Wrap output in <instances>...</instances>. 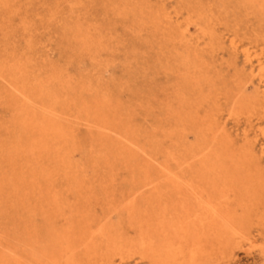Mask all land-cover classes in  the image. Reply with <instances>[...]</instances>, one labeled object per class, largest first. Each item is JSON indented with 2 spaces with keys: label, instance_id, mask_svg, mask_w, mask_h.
Segmentation results:
<instances>
[{
  "label": "bare ground",
  "instance_id": "1",
  "mask_svg": "<svg viewBox=\"0 0 264 264\" xmlns=\"http://www.w3.org/2000/svg\"><path fill=\"white\" fill-rule=\"evenodd\" d=\"M0 1L2 2L3 0H0ZM77 1L79 2V0H77ZM221 1H223V0H221ZM246 1L249 2L250 4H252L253 8L259 7L261 10H264V0H246ZM5 2H6V0H5ZM102 2L104 4L103 0H102ZM119 2L121 3V0ZM119 2H118V4H119ZM180 2H181V4L184 3V2H182V0ZM199 2H200V4L203 3V1H202V3H201V1H199ZM223 2H222V4H224ZM240 2H241V0H240ZM244 2H245V0H244ZM26 3H29V2H26ZM83 3H84V1H83ZM123 3H125V2L123 1ZM205 3H207V2L205 1ZM235 3L237 4V2H235ZM4 4H9V2L4 3ZM19 4H23V2L19 3ZM76 4H75V6H76ZM105 4L103 5L104 7H105ZM130 4H131V2H130ZM140 4L142 5V2ZM222 4H220V5H222ZM226 4L229 5L228 3H226ZM55 5H56V3H55ZM108 5L111 6V4H108ZM132 5H133V3H132ZM161 5H158V6H161ZM213 5H214V3H213ZM230 5H232V4L230 3ZM12 6H13V4H12ZM23 6H25V5L23 4ZM136 6H137V4H136ZM147 6H148V4H147ZM147 6H145V7H147ZM164 6L166 7L165 4H164ZM185 6L186 7L188 6L187 3L185 4ZM191 6H192V4H191ZM195 6H197V5L195 4ZM232 6L237 7L234 5H232ZM246 6H248V5H246ZM21 7H22V5H21ZM21 7L17 6V8L19 10ZM198 7H199V5H198ZM111 8L113 9V5L111 6ZM121 8H120V10H121ZM3 9L6 10L5 8H3ZM110 9H108V10H110ZM122 9H124V8H122ZM138 9L140 11H142L139 7H138ZM156 9L158 10L159 8H156ZM165 9H167V8H165ZM179 9H180V7H179ZM190 9H191V7H190ZM193 9H196V8L194 7ZM250 9H252V8L250 7ZM23 10H24V8H23ZM26 10H27V8L24 10V12ZM58 10H60V6L58 7ZM125 10H126V7H125ZM134 10L136 11V9H134ZM157 10L155 11L156 12V15H154L155 17L157 16ZM185 10H187V9H185ZM222 10H223V8H222ZM61 11H64V10L61 9ZM103 11H105V10H103ZM117 11H118V9H117ZM159 11H161V10H159ZM206 11H207V8H206ZM227 11H229L228 8H227ZM21 12H22V10H21ZM148 12L149 11H147L146 13L148 14ZM197 12H200V10ZM230 12L231 11H229V13ZM241 12H244V11H241ZM261 12H263V11H261ZM50 13L52 15L53 12H50ZM112 13L114 14V11ZM122 13H123V11H122ZM130 13H131V11H130ZM139 13L142 14V12H139ZM149 13L151 14V12H149ZM223 13H224V11H223ZM232 13H234V12H232ZM263 13H261V14L264 15ZM12 14H14V13L12 12ZM25 14L27 15L28 13H25ZM31 14H32V12H31ZM113 14H112V16H113ZM132 14H133V12H132ZM164 14H167V13L165 12ZM179 14H180V12H179ZM214 14H215V12H214ZM2 15L0 14V16H2ZM4 15H7V14L5 13ZM114 15L116 16V14H114ZM122 15L124 16V14H122ZM144 15H146V14L144 13ZM159 15H161V14H159ZM183 15H184V12H183ZM210 15H211V13H210ZM240 15H241V13H240ZM141 16H143V14ZM247 16H249V15H247ZM2 17H4V16H2ZM8 17H9V15H8ZM152 17H153V15H152ZM199 17H197V18H199ZM235 17L237 18V16H235ZM24 18H26V17H23V19ZM51 18H52V16H51ZM122 18L123 17L121 16L120 25H122V22H121ZM126 18L128 19V17H126ZM144 18H145V16L143 17V19ZM147 18H148V16L146 17V19ZM168 18H170V17H168ZM185 18H182V19L185 20ZM189 18H190V16H189ZM228 18H230V17H228ZM228 18H227V21L229 20ZM262 18L264 19V17H262ZM3 19H5V18H3ZM33 19H35V18H33ZM38 19H37V21H39ZM112 19H113V17H112ZM114 19L118 20L119 18H114ZM158 19H159V16H158ZM28 20L30 21V18H28ZM41 20H43V19H41ZM66 20L69 21V19H66ZM107 20H108V18H107ZM137 20H138V18L136 19V21ZM148 20H150V19H148ZM155 20H157V19H155ZM155 20L153 21L154 23H155ZM255 20H256V18H255ZM261 21H262V19H261ZM47 22H48V20H47ZM82 22H83V20H82ZM142 22H141V25H144ZM153 22L151 21V23H153ZM168 22H170V20H168ZM191 22H193L192 17H191ZM224 22H225V19H224ZM14 23H12V24H14ZM22 23H24V22L22 21ZM38 23L42 24L41 22H38ZM125 23H126V21H125ZM137 23L139 24V22H137ZM145 23H146V25L148 24L147 21ZM154 23H153V25H154ZM187 23L188 22H186V24ZM249 23H251V22H249ZM114 24H116V23H114ZM128 24L130 25V23H128ZM195 24H196V22H195ZM245 24H246V20H245ZM251 24H253V23H251ZM4 25H5V23H4ZM25 25H27V24H25ZM219 25H220V23H219ZM243 25H242V27H243ZM2 26H0V27L2 28ZM9 26L11 27L10 24H9ZM123 26L124 25H122L120 27H123ZM125 26H126V24H125ZM173 26H175V25H173ZM238 26H239V24H238ZM18 27H19V25H18ZM64 27H65V25H64ZM64 27L62 28V30L64 29ZM228 27H229L228 30H230V26H228ZM234 27H236V26H234ZM66 28H67V26H66ZM116 28H117V26H116ZM6 29H7V27H6ZM29 29L27 31H29ZM126 29H128V28H126ZM259 29H261V28H259ZM133 30H135V29H133ZM136 30L139 31V29H136ZM178 30H179V27H178ZM184 30L186 31L185 28H184ZM9 31H11V30H9ZM72 31H73V29H72ZM120 31H121V28H120ZM122 31H124V29ZM130 31L133 33L132 30H130ZM146 31H147V28H146ZM180 31H182V30H180ZM206 31H207V29H206ZM14 32L16 33V31H14ZM158 32H159V30H158ZM168 32L170 33V31H168ZM215 32H216V30H215ZM7 33L9 34V32H7ZM23 33H24V30H23ZM66 33H67V30H66ZM74 33H77V32H74ZM126 33H128V32H126ZM126 33L124 35H126ZM24 34H22V35H24ZM118 34H120V32ZM141 34H139V35H141ZM161 34L163 35V33H161ZM189 34H191V33H189ZM222 34H223V32H222ZM251 34H252V32H251ZM31 35L33 36V34H31ZM60 35L64 36V34H60ZM105 35H106V33H105ZM144 35H146V34H144ZM149 35H151V34H148V36ZM162 35H161V37H162ZM217 35L218 34H216L215 36H217ZM227 35H230V34H227ZM16 36H18V35H16ZM79 36H80V34H79ZM79 36H78V38H80ZM132 36L133 35L131 34L130 37H132ZM136 37H135V39H136ZM169 37H170V35H169ZM179 37H180V34H179ZM104 38L107 39L106 37H104ZM126 38L127 37L125 36V39ZM138 38H139V36H138ZM142 38L143 37H141V40H142ZM145 38L146 37H144V42H145ZM157 38H158V36L155 39L157 40ZM171 38H172V36L170 37V40H171ZM209 38H211V37H209ZM25 39H28V37ZM112 39L115 40V38H113V36H112ZM112 39H110V42ZM18 40H19V38H18ZM76 40H78V39H76ZM87 40H89V38ZM91 40H93V39H91ZM180 40H182V37L180 38ZM153 41L152 40L150 41V45H152L154 43ZM197 41H199V40H197ZM255 41H258V38ZM29 42H30V40H29ZM126 42H127V40H126ZM140 42L142 43V41H140ZM147 42H148V40H147ZM151 42H153V43L151 44ZM165 42H166V40H165ZM185 42H187V41H185ZM13 43H16V42H13ZM45 43H47V42H45ZM175 43H176V41H175ZM236 43H237V41H236ZM70 44H71V42H70ZM90 44H92V43H90ZM96 44H98V43H96ZM214 44H216V43H214ZM253 44H254V42H253ZM19 45H20V43H19ZM27 45H29V44H27ZM36 45L38 46V44H35V46ZM115 45H116V43H115ZM153 45L155 46V44H153ZM3 46H4V44H3ZM14 46L17 47L16 45H14ZM79 46H81V45H79ZM127 46H128V43H127ZM164 46H165V43H164ZM8 47H9V45H8ZM48 47H50V46H48ZM231 47H233V46H231ZM235 47H237V46H235ZM257 47H258V45H257ZM36 48H38V47H36ZM79 48L83 50V47L82 48L79 47ZM134 48H136V47H134ZM158 48H159V46H158ZM169 48L170 47H168V49ZM176 48H177V46H176ZM261 48H262V45H261ZM71 49H69V50H71ZM131 49L132 48H130V50ZM150 49H153V48L150 47ZM159 49L161 50V48H159ZM238 49H236V52L238 51ZM3 50H5V49H3ZM133 50H135V49H133ZM228 50H229V48H228ZM78 51H79V49H78ZM6 52H7V50H6ZM14 52H16V51H14ZM123 52H125V51H123ZM26 53H27V50H26ZM77 53H76V56H77ZM101 53H103V52H101ZM114 53H116V52H114ZM127 53H128V51H127ZM152 53H154V52H152ZM217 53H218V48H217ZM164 54H165V50H164ZM182 54H180V55L182 56ZM236 54H238V53H236ZM13 55H15V53ZM73 55H74V53H73ZM78 55H80V54H78ZM235 55H233V56L230 55V56L235 58ZM19 56L21 58L22 54ZM19 56H18V58H19ZM128 56H130V54ZM165 56H167V55H165ZM177 56H179V54H177ZM194 56H195V54H194ZM246 56H247V62L253 68V71H252L253 76L252 77L255 78L258 76V78H259V85L257 88H255L256 93L251 94L249 92L250 94H248L247 86L245 85L246 83L242 84L243 83L242 81L244 80L243 79L241 81L242 83L239 82V83H237V86L234 85L236 87L232 93L231 92H230V94L225 93L226 95H225V97H223L225 99V101L223 100L224 101L223 102L224 104H223L221 95H215L214 96L212 93L211 94L205 93V89H208L209 88L208 86H211L212 83H211V85L206 86L204 81H202L200 79H193V78H190V76L186 75V78L184 79V81L182 83V89H181L182 91H180V89H179V92H182V93H180L178 100H177V101H179V107L176 106V109H175V108H173L172 105H168L166 108L163 107L166 109L165 111L163 108H161L165 112V115H162V116H164L163 119L165 120V122L163 121L161 123L166 124V125H162V128H159L158 130H155V131H151V130L147 129L149 132L150 131L153 132L152 134H150V133L148 134L147 131L143 130L142 129L143 127L140 126L141 123L139 124L136 122V120H137L136 119L137 118L136 112L138 114L137 110L135 111V113L130 112L131 114H127L128 111L123 108L124 106L123 107L120 106L121 103L119 104V101H117L118 103L117 102L115 103V100H117V99H114L113 96H111L113 94V92H111L112 93L111 95H108L106 92L98 90L99 92H97V94L95 92V95H93V98H92V94H93L92 91H94L92 86L96 87V85L95 84L91 85V83H90V84L85 86L84 85L85 82H84L83 86H82L81 93L79 95L78 94L79 92L76 91V88L73 84L74 81L69 80L70 78L68 79V77L64 78V76L62 74L58 73L59 71L57 73L56 72L51 73V75L49 74L50 76L47 79L43 80V77H39L37 75V73L32 70L33 74L36 73V76L33 75L34 78H32V76H30V74H29V69H28L29 65H30V64H28L29 62H19L20 60L17 61L16 58L13 60L10 58L11 61H9L7 58H4V60L5 59L6 60L2 61L0 58V77L6 79V81H7L6 75L9 76L10 80L8 81V83L10 84V90L12 87L14 92H16L17 95H19V97H20V100H18L17 104L15 103L16 106L12 102L14 104V107L16 108V110L14 109L15 112L11 108L12 112L15 113V115L11 114L12 116H15V119L13 122L14 128L11 130L12 131L11 134L13 133L15 138H13V140L10 141L9 143L1 144L2 154L4 155V157L5 156L10 157L8 162H9L12 170H14L15 174H13L11 176L6 175L3 177H0V193L4 194L5 189L7 187L12 189L11 191H9L10 194L8 196L9 199L11 198L10 199L11 202L9 203V205H8V201H7L8 198L0 197V216H2L4 212L5 213L7 212V214H6L7 217H11V218H13V216L16 217L18 222L15 225H18V228H19L18 230H21V231L17 232L18 233L17 244H14V241L12 240L13 243L10 241L11 243H8V245H6L7 241H5V240L7 239L9 241V239H10V238L8 239V236H6L7 238H3L6 244L4 242H2V243L0 242V246L3 249V251H1V248H0V264H116L117 261L120 262L118 264H123L124 261H129L130 259H135L139 262H143L144 264H222L221 260L222 259L224 260L225 258H227V256H230V254L234 255L233 252L236 248H244V249H246V253L251 254L253 252V250L259 246L258 245L259 240H258L257 235L255 234V231L257 233V232H260V230H263L262 233H260L259 237L264 235V165L262 164V160H264V128L259 129L258 132H256L255 141H251V142L249 141V137H250L249 132L250 131L245 130L244 137H245L246 141H248V142H246L244 145L239 147V146H237L236 140L234 139L235 136H232L233 134L229 133V130L227 128V124L224 121V118L226 116L230 120L234 119V120L238 121V123L243 118H245L249 123V124L247 123L248 124L247 126L248 127L250 126L251 128H253L254 127L253 122L256 119L264 118V65H263L264 60L262 59L261 56L257 57V60L259 62V64H258V67H259L258 72L259 73L257 72L258 73L257 74L256 73L257 67L255 66V62L253 60L251 52L250 51L246 52ZM96 57L97 56H95V58ZM133 57H131V58H133ZM228 57H226V58H228ZM27 58H29V57H27ZM37 58L40 60L39 57H37ZM99 58H98V61H99ZM125 58H127V57H125ZM142 59H143V57H142ZM170 59H173V57ZM112 60H114V59L112 58ZM244 60H246V59H244ZM79 61H80V57H79ZM174 61H175V59H174ZM177 61H178V59H177ZM200 61H201V59H200ZM226 61H228V60H226ZM231 61H233V59ZM112 62H115V61H112ZM126 62H124V63H126ZM189 62H190V60H187V58H186V59H183L180 63H182L183 65H185L187 67L189 65L188 64ZM229 62L230 61H228V64H229ZM138 63H139V60H138ZM145 63H147V62H145ZM40 64H41V62H40ZM96 64L99 65L98 63H96ZM179 64H177V65H179ZM231 64H233V63H230V66H231ZM249 64H248V66H249ZM31 65H32V63H31ZM119 65H117V66H119ZM124 65H126V64H124ZM131 65H132V63H131ZM237 65L238 64H236L235 67H233V65H232L233 69H235L237 67ZM80 66H82V65H80ZM126 66L129 67L128 65H126ZM150 66H151V63H150ZM228 67H229V65H228ZM241 67H242V65H241ZM144 68H142V70ZM40 69H42V68H40ZM101 69H100V72L102 71ZM129 69H131V68L129 67ZM239 69H241V68H239ZM47 70H49V68H47ZM108 70H107V72H108ZM116 70L118 71L120 69L117 68ZM221 70L224 72L223 69H221ZM235 70L237 71V69H235ZM96 71H98V70L96 69ZM217 71H216V73H217ZM37 72H39V71H37ZM50 72H52V71H50ZM112 72H111V74H112ZM225 72L227 73V71H225ZM244 72L245 71H243V73ZM94 73H92V74H94ZM143 73H144V71H143ZM214 73H215V71H214ZM220 73H222V72H220ZM228 73H230V72H228ZM228 73H227V75H229ZM245 73H247V72H245ZM104 74H105V71H104ZM174 74L176 75V72ZM239 74H241V73H239ZM87 75L89 77L88 72H87ZM222 75H224V74H222ZM247 75H249V73ZM106 76H108V75H106ZM109 76H111V75H109ZM209 76H210V78H209L210 81H212L213 79L211 80V75H209ZM213 76L215 77V79L216 78L219 79V77H218L219 75L218 76L213 75ZM240 76L241 75H239V78H241ZM92 77L95 78L94 75ZM96 77L98 80V78H99L98 75ZM202 77H203V75H202ZM220 77H221V75H220ZM225 77H226V74H225ZM78 78H79V76H78ZM89 78L92 82L93 80L91 79V77H89ZM105 78L107 79V77H105ZM137 78H138V76H137ZM148 78H150V77H148ZM112 79L114 80V77L110 78V80H112ZM116 79H118V78H116ZM221 79H222V77H221ZM221 79L218 80V82L221 81ZM225 79L227 80L230 78H225ZM231 79H232V77H231ZM237 79H238V77H237ZM76 80H77V78H76ZM106 81H108V80H106ZM118 81H121V80L118 79ZM115 82H116V80H115ZM147 82H148V80H147ZM98 83H99V80L97 81V84ZM117 83H119V82H117ZM160 83L158 82V84L161 86ZM254 83H255V81H254ZM107 84H109V83H107ZM102 85H104V84L102 83L101 87H102ZM132 85H131V87H132ZM248 85H249V83H248ZM3 86H5V85L3 84ZM80 86H79L78 90H80ZM99 86H97V87L100 89ZM107 86H106V88H108ZM111 86L112 85H110V87ZM118 86H120V85H118ZM156 86L158 87L157 84H156ZM254 86H257V84ZM5 87L7 88V86H5ZM170 87H171V85H170ZM206 87H208V88H206ZM218 87L216 86V88H218ZM222 87H220V88H222ZM225 87H226V85H225ZM1 88H3V87H1ZM111 88L113 89V86ZM158 88H156L155 91H157ZM172 88H173V91H176V90H174V87H172ZM250 88H252V87H250ZM4 89L5 88H3V90ZM110 89H108V90H110ZM150 89H155V88L152 87ZM162 89H161V91H162ZM223 89H225V88L223 87ZM125 90H127V89H125ZM128 90H131V89H128ZM133 90H134V88H133ZM140 90L141 89H139V91ZM195 90L199 92L198 94L196 93L195 96L191 97L187 94V91H195ZM144 91H146V88L144 89ZM208 91H211L210 88ZM215 91H216V89H215ZM225 91H228V90H225ZM146 93H148V92H146ZM218 93H219V91H218ZM222 93H223V91H222ZM119 94H120V92H119ZM168 94H170V96H171L172 93L168 92ZM215 94H217V92ZM116 95H117V93H116ZM148 95H149V93H148ZM173 95H175V94H173ZM4 96H3V99L8 97V96L7 97L5 96V98H4ZM129 96L131 97L130 94H129ZM145 96H147V95H145ZM166 96H168V95H166ZM166 96H164V97H166ZM115 97H117V96H115ZM149 97H150V95H149ZM174 98H177V97H174ZM118 99H119V97H118ZM163 99H166V98H163ZM163 99H161V100H163ZM16 100H17V98H16ZM152 101H154V100H152ZM0 102H1V100H0ZM138 102H140V101H138ZM151 103H153V102H151ZM0 104H1V106L5 105V104L2 105V103H0ZM13 104H11L12 106H9V107H13ZM128 105H130V103ZM160 105H161V102H160ZM205 106H207V109H205V111H204L202 109ZM154 107H156V106H154ZM7 109H8V107H7ZM139 109H140V106H139ZM203 111H204V113H203ZM142 112H143V110H142ZM152 112H149V115ZM225 112L227 113V115H225ZM157 113H158V111H157ZM141 114H140V116H141ZM146 117H147V115H146ZM153 118H155V117H153ZM0 119H1V117H0ZM6 120H7V118H6ZM145 120H146V118H145ZM151 122H153V121H151ZM157 122H156V125H157ZM257 122L258 121H256V123ZM7 124L9 125V123H7ZM73 124L80 126V128L82 125H86L90 129H92L91 131L93 132V136H92L93 138H92V143L90 145V148H91L90 151L92 154L91 165L94 168L93 170H96L97 174H95L91 178L87 175V172H85V170L81 167L80 164H75L76 161L73 162V159H75L73 157L74 153L81 149V148H79V141L80 140L78 141V136L75 133L76 131H74V128L72 127ZM2 125H3V123H2ZM239 125H241V124H239ZM143 126L145 127V123L143 124ZM146 126H148V125H146ZM237 127L239 128L240 126H237ZM258 127L256 126V128H258ZM7 128L4 127V129H7ZM233 129L234 128H232V130ZM242 130H244V127ZM8 131H10L9 128H8ZM91 131H89V132H91ZM235 131H236V128H235ZM86 134H87V132H86ZM190 135L194 136V141L191 139L193 142L192 141L190 142V140H189ZM259 136H262V138H261L262 142L260 141L261 144H258V142L260 140V139H258ZM0 137H2V135ZM8 138L11 139V137H9V136H8ZM242 138H243V136H242ZM81 139H82V136H81ZM239 140H241V139H239ZM83 155H86V153ZM72 157H73V159H72ZM83 159L85 160L84 157H83ZM86 160H87V158H86ZM122 176H125V177H122ZM98 192H101V193H99V195H97ZM68 194H72L73 196H75L74 202H72V201L68 202L67 196H66ZM102 197L105 198V200L103 199V201L107 200L106 202H107L108 208H106L104 210V214H102L103 216H97V214H95L96 211L94 212L95 208H93V206H91V205L94 202H96V203L99 202ZM68 212H69V214H68ZM98 214H99V212H98ZM113 214H116L118 217L125 215L127 217L128 227L130 228V230H133L135 232V235L131 236L128 233L129 232L128 230H127L128 232L123 231L124 226L121 227L120 219H119V221L118 220L116 221L117 223L113 222L112 221V215ZM38 217H41V220H42L41 224L37 223ZM3 219H4V215H3ZM115 219H116V216H115ZM8 220H9V218H7V221ZM12 220L14 222V219H12ZM5 221H4V223H5ZM7 223H9V222H7ZM25 224L30 225V226H27ZM5 225H7V224H5ZM11 228H13V227H11ZM28 228H32V229L27 230ZM2 229H6V228H2ZM0 240H1V238H0ZM19 246H20V248H22L23 253L21 251H19V248H18Z\"/></svg>",
  "mask_w": 264,
  "mask_h": 264
},
{
  "label": "rangeland",
  "instance_id": "2",
  "mask_svg": "<svg viewBox=\"0 0 264 264\" xmlns=\"http://www.w3.org/2000/svg\"><path fill=\"white\" fill-rule=\"evenodd\" d=\"M84 1V3H83ZM104 1V4H105V7L103 6V2L102 0H79V2L77 0H3L2 2L0 1V14L2 15L3 13L7 14V15H2L0 16V26H2V28L0 29V58L2 61H5L4 58H7L9 61L10 58L13 60L16 58L17 61L19 62H29L28 64L29 65V74L30 76H32V78H34V76H36V73L39 77H43V80L44 79H47L51 73H54V72H58L60 74H62L64 76V78H67L69 80H72L74 81L73 84L76 88V91L79 92L78 94L80 95L81 93V90H82V86H83V83L85 82V86L90 84L91 85L95 84L96 87L92 86L94 91H92V98H93V95H95V92L97 94V92L99 91H103V92H106L108 95H111L113 92V94L111 96H113L114 99H117L115 100V103L117 101H119V104L121 107H123L125 110L128 111L127 114H131V113H135V111L137 110L138 111V114L136 112V122L137 123H141L140 126L143 127L142 129L147 131V133L149 134H152L153 132L151 131H155V130H158L159 128H162V125H166V124H163L161 122H165V120L163 119L164 116L162 115H165V108L168 106V105H172L173 108L176 109V106L179 107V101L178 100V97L180 95V93L182 92H179V89L180 91H182V83L184 81V79L186 78V75L190 76V78H193V79H200L202 81H204V83L207 85H212L211 86H208L210 88L211 91H208V89H205V93L207 94H213L214 96L215 95H221V98H222V103L225 101V99L223 97H225L226 94H230V92L232 93L233 90L235 89V87L237 86V83L241 82L243 79V83L242 84H245L247 86V92L248 94H254L256 93V89L259 85V78L258 76L253 78L252 76V71H253V68L250 66V64L247 62V56H246V52L250 51L251 54H252V57H253V60L255 62V66L257 67V70H256V73L258 72V60H257V57L258 56H261L262 59L264 60V19L262 17H264V15H262L261 13L264 12V10H261L259 7H256V8H253L252 4H250L249 2H247L245 0H223V1H219V0H199L203 1V5L200 4V2L198 0H182V3L181 4V0H123L125 3H123V1L121 0V3L118 1V0H103ZM168 1V2H167ZM174 1V2H173ZM178 1V2H177ZM191 1V2H190ZM194 1V2H193ZM205 1L207 3H205ZM237 2V4L235 2ZM9 4H4V3H8ZM16 8H14L12 6ZM25 5L23 6V4H19V3H22ZM25 2V3H24ZM26 2H29V3H26ZM45 4H44V3ZM54 2V3H53ZM69 2V3H68ZM109 2V3H108ZM119 2V4H118ZM127 2V3H126ZM131 2V4H130ZM142 2V5L140 4ZM146 2V3H145ZM163 2V3H162ZM171 2V3H170ZM199 2V3H198ZM222 2L224 4H222ZM234 2V3H233ZM43 3V4H42ZM56 3V5H55ZM78 5H77V4ZM133 3V5H132ZM135 3V4H134ZM152 3V4H151ZM175 3V4H174ZM187 3V7L185 6V4ZM214 3V5H213ZM226 3H228L229 5H227ZM230 3L234 6H237V7H233L232 5H230ZM245 3V4H244ZM4 4V5H3ZM60 4V5H59ZM76 4V6H75ZM108 4H111V6L113 5V9L111 8L110 5ZM137 4V6H136ZM144 4V5H143ZM148 4V6H147ZM162 4V5H161ZM164 4L166 5V7L164 6ZM178 6H177V5ZM181 4V5H180ZM190 4V5H189ZM192 4V6H191ZM195 4L197 6H195ZM222 4V5H220ZM226 4V5H225ZM244 6H243V5ZM4 7H3V6ZM22 5V7H21ZM55 5V6H54ZM87 5V6H86ZM119 5V6H118ZM125 5V6H124ZM135 5V6H134ZM158 5H161V6H158ZM171 5V6H170ZM199 5V7H198ZM224 5V6H223ZM248 5V6H246ZM18 7H21L20 10L17 8ZM28 6V7H27ZM45 6V7H44ZM60 6V10H58V7ZM78 6V7H77ZM116 8H115V7ZM147 6V7H145ZM176 8H175V7ZM191 9H190V7ZM205 6V7H204ZM221 6V7H220ZM226 6V7H225ZM232 6V7H231ZM241 8H240V7ZM246 6V7H245ZM5 8L6 10H4L3 8ZM10 7V8H9ZM102 9H100V8ZM111 9H110V8ZM124 9H122V8ZM125 7H126V10H125ZM128 7V8H127ZM133 7V8H132ZM138 7L142 10L140 11L138 9ZM143 7V8H142ZM180 7V9H179ZM185 7V8H184ZM196 8V9H193V8ZM213 7V8H212ZM231 7V8H230ZM250 7L252 9H250ZM255 7V6H254ZM14 10H12V9ZM27 8V10L24 12V10ZM110 10H108V9ZM123 13H122V11ZM151 8V9H150ZM156 8H159L158 10ZM165 8H169L168 10L165 9ZM173 8V9H172ZM199 8V9H198ZM206 8H207V11H206ZM223 8V10H222ZM227 8L229 11H231L229 13V11H227ZM236 8V9H235ZM247 8V9H246ZM3 9V10H2ZM64 10V11H61ZM118 9V11H117ZM136 9V11L134 10ZM147 9V10H146ZM177 9V10H176ZM182 9V10H181ZM187 9V10H185ZM198 9V10H197ZM235 9V10H234ZM240 11H239V10ZM255 9V10H254ZM22 10V12H21ZM105 10V11H103ZM114 11V14H116V16L112 13ZM121 12H120V11ZM157 10V18L154 16L156 15V11ZM161 10V11H159ZM172 10V11H171ZM191 12H190V11ZM200 10V12H197V11ZM215 10V11H214ZM220 10V11H219ZM254 10V11H253ZM4 11V12H3ZM131 11V13H130ZM149 11L151 12V14L148 12V15L146 12ZM154 11V12H153ZM168 11V12H167ZM206 11V12H205ZM212 11V12H211ZM224 11V13H223ZM241 11H244V12H241ZM260 13H259V12ZM263 11V12H261ZM2 12V13H1ZM12 12L14 14H12ZM18 12V13H17ZM32 12V14H31ZM43 12V13H42ZM50 12H53L52 15ZM65 14H64V13ZM133 12V14H132ZM139 12H142L143 16H141L142 14H140ZM167 13V14H164V13ZM170 12V13H169ZM180 12V14H179ZM183 12H184V15H183ZM215 12V14H214ZM234 12V13H232ZM16 13V14H15ZM25 13H28L27 15ZM49 13V14H48ZM63 13V14H62ZM73 15H72V14ZM113 16H112V14ZM144 13L148 16V18L146 19V15H144ZM178 13V14H177ZM204 15H203V14ZM209 13V14H208ZM211 13V15H210ZM237 13V14H236ZM241 13V15H240ZM245 13V14H244ZM249 13V14H248ZM256 13V14H255ZM34 14V15H33ZM43 14V15H42ZM57 14V15H56ZM78 14V15H77ZM124 14V16L122 15ZM126 14V15H125ZM140 14V15H139ZM161 14V15H159ZM173 14V15H172ZM175 14V15H174ZM190 14V15H189ZM232 14V15H231ZM264 14V13H263ZM9 15V17H8ZM11 15V16H10ZM22 15V16H21ZM24 15V16H23ZM50 15V16H49ZM64 15V16H63ZM68 15V16H67ZM107 15V16H106ZM128 15V16H127ZM136 15V16H135ZM138 15V16H137ZM153 15V17H152ZM171 15V16H170ZM180 15V16H179ZM188 15V16H187ZM201 15V16H200ZM210 15V16H209ZM218 15V16H217ZM229 15V16H228ZM231 15V16H230ZM245 15V16H244ZM249 15V16H247ZM261 17H260V16ZM13 16V17H12ZM20 16V17H19ZM29 16V17H28ZM39 16V17H38ZM52 16V18H51ZM57 16V17H56ZM113 19L114 18H119L118 20L117 19ZM121 16L123 17L121 19V22H122V25L126 26L124 27H120L122 25H120V18ZM140 16V17H139ZM145 16V18L143 19V17ZM158 16H159V19H158ZM161 16V17H160ZM164 16V17H163ZM190 16V18H189ZM200 16V17H199ZM225 16V17H224ZM233 16V17H232ZM237 16V18L235 17ZM8 17V18H7ZM23 17H28L30 18V21L28 20V18H24ZM67 17V18H66ZM89 17V18H88ZM128 17V19L126 18ZM151 17V18H150ZM155 17V18H154ZM170 17V18H168ZM173 17V18H172ZM186 17V18H185ZM191 17H192V21L195 22H191ZM199 17V18H197ZM213 17V18H212ZM224 17V18H223ZM230 17V18H228ZM5 18V19H3ZM11 18V19H10ZM22 18V19H21ZM35 18V19H33ZM39 18V19H38ZM51 20H50V19ZM63 20H62V19ZM75 18V19H74ZM108 18V20H107ZM126 18V19H125ZM135 18V19H134ZM138 18V20L136 21V19ZM142 18V19H141ZM155 19V23L153 22ZM166 20H165V19ZM176 18V19H175ZM182 18H185L182 19ZM227 18L229 19L227 21ZM256 18V20H255ZM37 19L39 21H37ZM43 19V20H41ZM66 19H69L66 20ZM132 19V20H131ZM150 19V20H148ZM164 19V20H163ZM170 20V22H168V20ZM194 19V20H193ZM224 19H225V22H224ZM262 19V21H261ZM35 20V21H34ZM48 20V22H47ZM57 20V21H56ZM77 20V21H76ZM83 20V22H82ZM88 20V21H87ZM116 20V21H115ZM143 22H142V21ZM159 20V21H158ZM172 20V21H171ZM181 20V21H180ZM245 20H246V24H245ZM6 21V22H5ZM22 21L24 23H22ZM50 21V22H49ZM112 21V22H111ZM126 21V23H125ZM136 21V22H135ZM149 24L146 25V22ZM151 21L154 23H151ZM158 21V22H157ZM179 21V22H178ZM232 21V22H231ZM238 21V22H237ZM15 22V23H14ZM38 22H41L42 24H39ZM86 22V23H85ZM124 22V23H123ZM132 22V23H131ZM139 22V24L137 23ZM141 22L144 24V25H141ZM176 22V23H175ZM181 22V23H180ZM186 22H188L186 24ZM205 22V23H204ZM228 24H227V23ZM237 22V23H236ZM253 24H251V23ZM262 22V23H261ZM2 23V24H1ZM5 23V25H4ZM14 23V24H12ZM20 23V24H19ZM31 23V24H30ZM77 23V24H76ZM116 23V24H114ZM130 23V25L128 24ZM135 23V24H134ZM159 25H158V24ZM166 23V24H165ZM172 23V24H171ZM220 23V25H219ZM236 23V24H235ZM242 23V24H241ZM7 24V25H6ZM9 24L11 25V27L9 26ZM17 24V25H16ZM27 24V25H25ZM33 24V25H32ZM51 24V25H50ZM61 24V25H60ZM65 27H64V25ZM70 24V25H69ZM134 24V25H133ZM204 26H203V25ZM218 24V25H217ZM230 24V25H229ZM239 24V26H238ZM244 24V25H243ZM19 25V27H18ZM23 25V26H22ZM46 25V26H45ZM90 25V26H89ZM100 25V26H99ZM106 25V26H105ZM158 25V26H157ZM166 25V26H165ZM170 25V26H169ZM175 25V26H173ZM186 25V26H185ZM216 25V26H215ZM230 26V30L228 26ZM233 25V26H232ZM243 25V27H242ZM250 25V26H249ZM252 25V26H251ZM254 25V26H253ZM260 25V26H259ZM26 26V27H25ZM67 26V28H66ZM70 28H69V27ZM84 26V27H83ZM89 26V27H88ZM117 26V28H116ZM133 26V27H132ZM151 28H150V27ZM162 26V27H161ZM173 26V27H172ZM203 26V27H202ZM206 26V27H205ZM236 26V27H234ZM245 26V27H244ZM250 28H249V27ZM7 27V29H6ZM13 27V28H12ZM25 27V28H24ZM64 27V31L62 30V28ZM106 27V28H105ZM136 27V28H135ZM140 27V28H139ZM177 27V28H176ZM178 27H179V30H178ZM189 27V28H188ZM217 27V28H216ZM226 27V28H225ZM228 27V28H227ZM240 27V28H239ZM261 29H259V28ZM9 28V29H8ZM24 28V29H23ZM30 28V29H29ZM76 28V29H75ZM85 28V29H84ZM103 28V29H102ZM109 28V29H108ZM120 28H121V31L124 29V31H120ZM128 28V29H126ZM145 28V29H144ZM146 28H147V31H146ZM175 28V29H174ZM184 28L186 29V31L184 30ZM203 28V29H202ZM258 28V29H257ZM4 31H3V30ZM21 29V30H20ZM24 30V33H23V30ZM29 29V31H27ZM74 32H77V33H74ZM89 29V30H88ZM96 29V30H95ZM135 29V30H133ZM136 29H139L136 30ZM161 29V30H160ZM207 29V31H206ZM225 29V30H224ZM242 29V30H241ZM253 31H252V30ZM2 30V31H1ZM11 30V31H9ZM16 31V33L14 31ZM18 30V31H17ZM61 30V31H60ZM66 30H67V33H66ZM128 30V31H127ZM132 30L133 33L130 31ZM141 30V31H140ZM156 30V31H155ZM159 30V32H158ZM164 32H163V31ZM180 30H184L183 32L180 31ZM200 30V31H199ZM205 30V31H204ZM216 30V32H215ZM250 30V31H249ZM257 30V31H256ZM41 31V32H40ZM63 31V32H62ZM98 31V32H97ZM106 31V32H105ZM117 33H116V32ZM120 34H118L119 32ZM170 31V33L168 32ZM198 31V32H197ZM226 31V32H225ZM256 33H255V32ZM261 31V32H260ZM6 32V33H5ZM9 32V34L7 33ZM12 32V33H11ZM30 32V33H29ZM37 32V33H36ZM62 32V33H61ZM106 35H105V33ZM128 32V33H126ZM157 32V33H156ZM167 32V33H166ZM180 32V33H179ZM182 32V33H181ZM195 32V33H194ZM201 32V33H200ZM208 32V33H207ZM223 32V34H222ZM252 32V34H251ZM3 33V34H2ZM39 33V34H38ZM94 33V34H93ZM122 33V34H121ZM126 33V35H124ZM142 33V34H141ZM163 33V35L161 34ZM180 34V37H179V34ZM188 33V34H187ZM191 33V34H189ZM210 33V34H209ZM261 33V34H260ZM2 34V35H1ZM18 36H16V35ZM24 34V35H22ZM33 34V36L31 35ZM56 34V35H55ZM60 34H64V36L60 35ZM67 34V35H66ZM69 34V35H68ZM76 34V35H75ZM80 34V36H79ZM102 34V35H101ZM113 38H115V40L112 39V36ZM131 34L133 35L132 37ZM141 34V35H139ZM146 34V35H144ZM148 34H151L148 36ZM160 34V35H159ZM173 34V35H172ZM178 34V35H177ZM182 34V35H181ZM203 34V35H202ZM209 34V35H208ZM216 34H218L217 36H215ZM220 34V35H219ZM227 34H230V35H227ZM238 34V35H237ZM249 36H247V35ZM29 35V36H28ZM84 35V36H83ZM104 35V36H103ZM110 35V36H109ZM135 35V36H134ZM144 35V36H143ZM153 35V36H152ZM162 35V37H161ZM172 36L171 40H170V37ZM177 35V36H176ZM188 35V36H187ZM225 35V36H224ZM235 35V36H234ZM20 36V37H19ZM25 36V37H24ZM69 36V37H68ZM78 36L80 38H78ZM94 36V37H93ZM109 36V37H108ZM116 36V37H115ZM125 36L127 37L125 39ZM137 36V37H136ZM139 36V38H138ZM158 36L157 40L155 39L156 37ZM222 36V37H221ZM17 37V38H16ZM22 37V38H21ZM28 39H25L27 38ZM33 37V38H32ZM35 37V38H34ZM43 37V38H42ZM65 37V38H64ZM83 37V38H82ZM104 37H106L107 39H105ZM122 37V38H121ZM136 37V39H135ZM141 37L142 40H141ZM144 37L145 38V42H144ZM152 37V38H151ZM179 37V38H178ZM182 37V40H180V38ZM184 37V38H183ZM211 37V38H209ZM214 37V38H213ZM217 39H216V38ZM230 37V38H229ZM19 38V40H18ZM42 38V39H41ZM55 38V39H54ZM89 38V40H87ZM111 42H110V39ZM168 38V39H167ZM175 38V39H174ZM178 40H177V39ZM241 38V39H240ZM258 38V41H255L256 39ZM15 39V40H14ZM23 41H22V40ZM78 39V40H76ZM82 39V40H81ZM93 39V40H91ZM109 39V40H108ZM118 39V40H117ZM138 39V40H137ZM148 42H147V40ZM150 39V40H149ZM156 41H155V40ZM161 39V40H160ZM222 39V40H221ZM228 39V40H227ZM240 39V40H239ZM32 40V41H31ZM51 40V41H50ZM81 42H80V41ZM85 40V41H84ZM91 40V41H90ZM127 40V42H126ZM153 41L151 42V44H155V46L153 45H150V41ZM166 40V42H165ZM168 40V41H167ZM187 42H185V41ZM193 40V41H192ZM199 40V41H197ZM204 40V41H203ZM231 40V41H230ZM8 41V42H7ZM11 41V42H10ZM20 41V42H19ZM28 41V42H27ZM38 43H37V42ZM125 41V42H124ZM142 41V43L140 42ZM164 41V42H163ZM176 41V43H175ZM191 41V42H190ZM211 41V42H210ZM215 41V42H214ZM221 41V42H220ZM230 41V42H229ZM237 41V43H236ZM2 42V43H1ZM13 42H16V43H13ZM20 45H19V43ZM42 44H41V43ZM47 42V43H45ZM71 42V44H70ZM84 42V43H83ZM144 42V43H143ZM174 42V43H173ZM244 42V43H243ZM254 42V44H253ZM31 43V44H30ZM74 43V44H73ZM78 43V44H77ZM92 43V44H90ZM98 43V44H96ZM116 43V45H115ZM127 43H128V46H127ZM149 43V44H148ZM159 45H158V44ZM164 43H165V46L167 45L168 47H170L168 49V47L164 46ZM167 43V44H166ZM180 43V44H179ZM184 43V44H183ZM186 43V44H185ZM211 43V44H210ZM216 43V44H214ZM230 43V44H229ZM4 44V46H3ZM6 44V45H5ZM11 44V45H10ZM29 44V45H27ZM35 44H38V46ZM47 44V45H46ZM60 44V45H59ZM85 44V45H84ZM96 44V45H95ZM176 44V45H175ZM189 46H188V45ZM193 44V45H192ZM207 44V45H206ZM235 44V45H234ZM260 44V45H259ZM9 45V47H8ZM14 45H16L17 47H15ZM19 45V46H18ZM27 45V46H26ZM31 45V46H30ZM81 45V46H79ZM88 45V46H87ZM104 45V46H103ZM107 45V46H106ZM181 45V46H180ZM186 45V46H185ZM198 45V46H197ZM204 45V46H203ZM233 46V47H229V46ZM258 45V47H257ZM261 45H262V48H261ZM2 46V47H1ZM24 46V47H23ZM44 48H43V47ZM50 46V47H48ZM93 46V47H92ZM98 46V47H97ZM112 46V47H111ZM118 46V47H117ZM132 46V47H131ZM136 48H134V47ZM138 46V47H137ZM146 46V47H145ZM161 48V50L158 48ZM162 46V47H161ZM177 46V48H176ZM179 46V47H178ZM208 46V47H207ZM212 46V47H211ZM237 46V47H235ZM253 46V47H252ZM5 47V48H4ZM38 47V48H36ZM79 47H83V50L80 49ZM105 49H104V48ZM149 47V48H148ZM153 48V49H150ZM155 47V48H154ZM187 47V48H186ZM200 47V48H199ZM207 47V48H206ZM216 47V48H215ZM222 47V48H221ZM245 47V48H244ZM260 47V48H259ZM26 48V49H25ZM31 48V49H30ZM72 48V49H71ZM130 48H132L130 50ZM159 50H158V49ZM174 48V49H173ZM190 48V49H189ZM202 48V49H201ZM215 48V49H214ZM217 48H218V53H217ZM229 48V50H228ZM239 48V49H238ZM242 48V49H241ZM256 48V49H255ZM5 49V50H3ZM64 49V50H63ZM71 49V50H69ZM79 49V51H78ZM86 49V50H85ZM89 49V50H88ZM101 49V50H100ZM104 49V50H103ZM135 49V50H133ZM236 49H238V51L236 52ZM251 49V50H250ZM258 49V50H257ZM7 50V52H6ZM26 50H27V53H26ZM151 50V51H150ZM164 50H165V54H164ZM179 52H178V51ZM184 50V51H183ZM213 50V51H212ZM231 50V51H230ZM242 52H241V51ZM16 51V52H14ZM84 53H83V52ZM88 51V52H87ZM93 51V52H92ZM99 51V52H98ZM125 51V52H123ZM130 56H128L129 54ZM144 51V52H143ZM148 51V52H147ZM168 51V52H167ZM204 51V52H203ZM211 51V52H210ZM10 52V53H9ZM15 55H13L14 53ZM37 52V53H36ZM41 52V53H40ZM77 53V56H76V53ZM90 52V53H89ZM103 52V53H101ZM116 52V53H114ZM122 52V53H121ZM137 52V53H136ZM154 52V53H152ZM158 52V53H157ZM177 52V53H176ZM189 52V53H188ZM258 52V53H257ZM260 52V53H259ZM21 55L22 54V57L20 58V56L18 55ZM74 53V55H73ZM89 53V54H88ZM121 53V54H120ZM135 53V54H134ZM143 53V54H142ZM167 53V54H166ZM183 53V54H182ZM230 53V54H229ZM238 53V54H236ZM255 53V54H254ZM2 54V55H1ZM80 54V55H78ZM127 56H126V55ZM177 54H179V56H177ZM182 54V56L180 55ZM185 54V55H184ZM195 54V56H194ZM198 54V55H197ZM237 56H236V55ZM8 55V56H7ZM29 55V56H28ZM38 55V56H37ZM87 55V56H86ZM116 55V56H115ZM121 57H120V56ZM125 55V56H124ZM147 55V56H146ZM156 57H155V56ZM167 55V56H165ZM175 55V56H174ZM235 55V58L234 57H231V56ZM240 55V56H239ZM17 56V57H16ZM19 56V58H18ZM34 56V57H33ZM40 58V60L37 58V57ZM42 56V57H41ZM48 56V57H47ZM85 56V57H84ZM94 56V57H93ZM95 56H97L95 58ZM134 56V57H133ZM141 56V57H140ZM159 56V57H158ZM161 56V57H160ZM230 58H229V57ZM9 57V58H8ZM29 57V58H27ZM79 57H80V61H79ZM84 59H83V58ZM87 57V58H86ZM90 57V58H89ZM100 57V58H99ZM103 57V58H102ZM124 57V58H123ZM127 57V58H125ZM133 57V58H131ZM143 57V59H142ZM173 59H170L172 58ZM178 61H177V59ZM179 57V58H178ZM181 57V58H180ZM228 57V58H226ZM36 58V59H35ZM72 58V59H71ZM78 58V59H77ZM94 58V59H93ZM98 58H99V61H98ZM112 58L114 60H112ZM121 58V59H120ZM138 58V59H137ZM167 60H166V59ZM187 60H190V62L188 63L189 65L186 67L185 65H183L182 63H180L183 59H186ZM201 61H200V59ZM204 58V59H203ZM233 61H231L232 59ZM31 59V60H30ZM45 59V60H44ZM49 59V60H48ZM71 59V60H70ZM74 59V60H73ZM82 59V60H81ZM96 59V60H95ZM127 59V60H126ZM134 61H133V60ZM142 59V60H141ZM175 59V61H174ZM182 59V60H181ZM231 59V60H230ZM235 59V60H234ZM240 59V60H239ZM246 59V60H244ZM118 60V61H117ZM120 60V61H119ZM125 60V61H124ZM138 60H139V63H138ZM172 60V61H171ZM229 64H228V61ZM238 60V61H237ZM112 61H115V62H112ZM127 61V62H126ZM197 61V62H196ZM246 61V62H245ZM32 65H31V63ZM41 62V64H40ZM43 62V63H42ZM90 62V63H89ZM126 62V63H124ZM147 62V63H145ZM225 62V63H224ZM258 62V63H257ZM264 62V61H263ZM96 63H98L99 65H97ZM132 63V65H131ZM138 63V64H137ZM149 63V64H148ZM150 63H151V66H150ZM166 63V64H165ZM180 63V64H179ZM230 63H233L231 64L230 66ZM257 63V64H256ZM71 64V65H70ZM78 64V65H77ZM120 64V65H119ZM128 65L131 69H129V67H127L126 65ZM157 64V65H156ZM163 64V65H162ZM179 64V65H177ZM196 64V65H195ZM235 64V65H234ZM237 65V67L235 69H237V71L235 69H233V67H235ZM249 64V66H248ZM82 65V66H80ZM103 65V66H102ZM119 65V66H117ZM203 65V66H202ZM205 65V66H204ZM231 68H229L228 67ZM233 65V67H232ZM242 65V67H241ZM264 65V64H263ZM72 66V67H71ZM143 66V67H142ZM246 68H245V67ZM32 69H31V68ZM36 67V68H35ZM105 67V68H104ZM121 67V68H120ZM146 69H145V68ZM193 67V68H192ZM249 67V68H248ZM38 68V69H37ZM42 68V69H40ZM47 68H49V70H47ZM54 68V69H53ZM57 68V69H56ZM83 68V69H82ZM90 68V69H89ZM102 68V69H101ZM109 70H108V69ZM120 69V70H116V69ZM142 68H144L142 70ZM230 70H229V69ZM241 68V69H239ZM89 69V70H88ZM96 69L98 71H96ZM100 69L102 70L100 72ZM161 69V70H160ZM163 69V70H162ZM180 69V70H179ZM219 69V70H218ZM223 69L224 72L221 70ZM247 69V70H246ZM35 71L33 74V71ZM108 70V72H107ZM114 70V71H113ZM152 70V71H151ZM186 70V71H185ZM218 70V71H217ZM235 70V71H234ZM241 70V71H240ZM32 71V72H31ZM39 71V72H37ZM52 71V72H50ZM104 71H105V74H104ZM113 71V72H112ZM116 71V72H115ZM144 71V73H143ZM176 72V75L174 74ZM216 73L217 71V75L214 73ZM227 71L230 72L228 73L229 75H227V73L225 72ZM243 71L247 72V73H243ZM249 71V72H248ZM87 72L89 73V77H91V79L94 81L91 82L90 78L88 77L87 75ZM94 74H92V73ZM100 72V73H99ZM112 72V74H111ZM222 72V73H220ZM76 73V74H75ZM99 73V74H98ZM116 73V74H115ZM134 73V74H133ZM214 73V74H213ZM241 73V74H239ZM249 73V75H247ZM259 73V72H258ZM257 73V74H258ZM50 74V75H49ZM75 74V75H74ZM101 74V75H100ZM136 74V75H135ZM224 74V75H222ZM225 74H226V77H225ZM235 74V75H234ZM238 74V75H237ZM34 75V76H33ZM94 75L95 78H93L92 76ZM98 75V80H99V83L97 84V76ZM100 75V76H99ZM108 75V76H106ZM111 75V76H109ZM143 75V76H142ZM180 75V76H179ZM203 75V77H202ZM211 75V80L210 81V76ZM218 76L219 79H215V77L213 76ZM222 79H221V77ZM231 75V76H230ZM234 77H233V76ZM237 75V76H236ZM239 75H241L239 78ZM46 76V77H45ZM72 76V77H71ZM79 76V78H78ZM116 76V77H115ZM138 76V78H137ZM236 76V77H235ZM247 76V77H246ZM249 76V77H248ZM77 80H76V78ZM83 77V78H82ZM88 77V78H87ZM107 77V79L104 78ZM109 77V78H108ZM113 78L114 77V80H110V78ZM150 77V78H148ZM232 77V79H231ZM238 77V79H237ZM6 78H7V81L6 79L0 77V100L3 104V106H1L0 104V134L2 135V137H0V177H3V176H11L13 174H15L14 170H12L8 160H9V156H5L2 154V149H1V144H6V143H9L10 141L13 140L14 135L13 133L11 134V130L14 128L13 126V122H14V119H15V116H12L11 114H14L15 115V110L16 108L14 107V104L18 102V100H20V97L19 95H17L16 92H14L13 88L11 87V90H10V84L8 83V81L10 80L9 79V76L6 75ZM86 78V79H85ZM118 78L119 80L121 81H118ZM153 78V79H152ZM225 78H230V79H225ZM251 78V79H250ZM258 78V79H257ZM79 79V80H78ZM83 79V80H82ZM124 79V80H123ZM137 79V80H136ZM143 79V80H142ZM152 79V80H151ZM218 82V80H220ZM224 79V80H223ZM108 80V81H106ZM116 80V82H115ZM148 80V82H147ZM157 80V81H156ZM217 80V81H216ZM223 80V81H222ZM234 80V81H233ZM250 80V81H249ZM3 81V82H2ZM88 81V82H87ZM124 81V82H123ZM153 83H152V82ZM168 81V82H167ZM173 81V82H172ZM177 81V82H176ZM226 81V82H225ZM230 81V82H229ZM245 81V82H244ZM249 81V82H248ZM253 81V82H252ZM255 81V83H254ZM119 82V83H117ZM122 82V83H121ZM158 82L161 84V86L158 84ZM234 82V83H233ZM104 84L102 85L101 87V84ZM109 83V84H107ZM130 83V84H129ZM223 83V84H222ZM233 83V84H232ZM236 83V84H235ZM249 83V85H248ZM251 83V84H250ZM3 84L5 86H7V88L5 86H3ZM9 84V85H8ZM106 84V85H105ZM115 84V85H114ZM133 84V85H132ZM156 84L158 85V87L156 86ZM166 84V85H165ZM216 84V85H215ZM231 84V85H230ZM257 86H254L256 85ZM81 85V86H80ZM100 85V86H99ZM108 85V86H107ZM110 85L113 86V89L110 87ZM120 85V86H118ZM129 85V86H128ZM132 85V87H131ZM171 85V87H170ZM226 85V87H225ZM236 85V86H234ZM79 86H80V90L79 89ZM99 86L100 89L97 87ZM104 86V87H103ZM106 86L108 88H106ZM117 86V87H116ZM150 88H155V89H150ZM163 86V87H162ZM169 86V87H168ZM215 86V87H214ZM216 86L218 88H216ZM225 89H223V87ZM230 86V87H229ZM5 88L3 90V88ZM111 89H110V88ZM126 87V88H125ZM131 87V88H130ZM140 87V88H139ZM163 89H162V88ZM174 87V90L176 91H173V88ZM214 87V88H213ZM222 87V88H220ZM229 87V88H228ZM249 87V88H248ZM252 87V88H250ZM9 88V89H8ZM106 88V89H105ZM134 88V90H133ZM146 88V91H144V89ZM157 89V91H155ZM166 88V89H165ZM176 88V89H175ZM231 88V89H230ZM255 90H254V89ZM6 93H4L2 90ZM7 89V90H6ZM110 89V90H108ZM127 89V90H125ZM128 89H131V90H128ZM139 89H141L139 91ZM148 89V90H147ZM162 89V91H161ZM216 89V91H215ZM99 90V91H98ZM123 90V91H122ZM153 90V91H152ZM159 90V91H158ZM171 92V96L170 94H168V92ZM219 93H218V91ZM225 90H228V91H225ZM232 90V91H231ZM117 91V92H116ZM223 91V93H222ZM252 91V92H251ZM254 91V92H253ZM14 92V93H13ZM120 92V94H119ZM148 92V93H146ZM155 92V93H154ZM176 92V93H175ZM194 92V93H193ZM217 92V94H215ZM250 92V93H249ZM117 93V95H116ZM131 95V97L129 96V94ZM135 93V94H134ZM153 93V94H152ZM198 94L199 92L198 91H187V94L189 96H195V94ZM226 93V94H225ZM162 94V95H161ZM175 94V95H173ZM177 94V95H176ZM7 98H5V96ZM87 95V94H86ZM117 97H115V96ZM147 95V96H145ZM168 95V96H166ZM3 96L5 99H3ZM88 96V95H87ZM130 98H129V97ZM154 96V97H153ZM166 96V97H164ZM119 97V99H118ZM123 99H122V98ZM127 97V98H126ZM146 97V98H145ZM166 98V99H163V98ZM174 97H177V98H174ZM2 98V99H1ZM17 98V100H16ZM129 98V99H128ZM137 100H136V99ZM145 98V99H144ZM160 98V99H159ZM168 98V99H167ZM172 98V99H171ZM174 98V99H173ZM11 99V100H10ZM127 99V100H126ZM136 101H134V100ZM163 99V100H161ZM8 100V101H7ZM126 100V101H125ZM153 102V103H151ZM154 100V101H152ZM224 100V101H223ZM5 101V102H4ZM16 101V102H15ZM125 101V102H124ZM140 101V102H138ZM142 101V102H141ZM146 101V102H145ZM176 101V102H175ZM14 104H13V103ZM124 102V103H123ZM149 104H148V103ZM155 102V103H154ZM160 102H161V105H160ZM118 103V102H117ZM123 103V104H122ZM130 103V105H128ZM11 104H13V107H9V106H12ZM15 104V106H16ZM125 104V105H124ZM153 104V105H152ZM157 104V105H156ZM177 104V105H176ZM224 104V103H223ZM7 105V106H6ZM132 105V106H131ZM135 105V106H134ZM5 106V107H4ZM138 108H137V107ZM139 106H140V109H139ZM156 106V107H154ZM159 106V107H158ZM175 106V107H174ZM8 107V109H7ZM165 107V108H163ZM224 107V106H223ZM14 110V112H12V109ZM127 108V109H126ZM136 108V109H135ZM163 108V109H161ZM160 109V110H159ZM205 109H207V106H205L202 110L205 111ZM11 110V111H10ZM133 110V111H132ZM143 110V112H142ZM146 113H145V112ZM153 111V112H152ZM158 111V113H157ZM160 111V112H159ZM163 111V112H162ZM203 111V113H204ZM131 112V113H130ZM149 112H152L150 113L149 115ZM162 112V113H161ZM142 113V114H141ZM145 113V114H144ZM157 113V114H156ZM161 113V114H160ZM141 114V116H140ZM156 114V115H155ZM5 115V116H4ZM143 115V116H142ZM145 115V116H144ZM147 115V117H146ZM149 115V116H148ZM225 115H227V113L225 112ZM7 120H6V118ZM14 117V118H13ZM146 121L145 120V118ZM155 117V118H153ZM139 118V119H138ZM150 119V120H149ZM264 118L262 119H256L254 122H253V125L254 127L250 128L247 126L249 123L248 121L243 118L239 123L238 121L234 120V119H228L227 116L224 118V121L226 122L227 124V128L229 130V133L230 134H233L232 136H235V140H236V144L237 146L241 147L242 145H244L246 142V139L244 137V132L245 130H249V134H250V137H249V141H255V136H256V132H258L259 129H262L264 128ZM9 120V121H8ZM11 120V121H10ZM140 120V121H139ZM2 121V122H1ZM142 121V122H141ZM153 121V122H151ZM155 121V122H154ZM158 121V122H157ZM229 123H228V122ZM247 121V122H246ZM256 121H258L256 123ZM9 123V125L7 123ZM145 123V127L143 126V124ZM150 122V123H149ZM156 122H157V125H156ZM237 122V123H236ZM3 123V125H2ZM154 123V124H153ZM243 123V124H242ZM248 123V124H247ZM241 124V125H239ZM251 124V123H250ZM148 125V126H146ZM236 125V126H235ZM258 128H256V126ZM78 125H75L73 124L72 127L74 128V131H76V135L78 136V141H79V148H81L80 150H78L77 152L74 153L73 157L76 159H73V162H75V164H80L81 167L85 170V172H87V175L91 178L93 177L96 173V170H93L94 168L92 167L91 165V158H92V154H91V151H90V145L92 143V136H93V132L91 131L92 129H90L89 127H87L86 125H82L81 128L80 126ZM230 126V127H229ZM237 126H240L239 128ZM5 128H9L10 131H8V128L7 129H4ZM167 127V126H166ZM244 127V130H242ZM248 127V128H247ZM230 128V129H229ZM232 128H234L232 130ZM235 128H236V131H235ZM151 130L150 132L148 130ZM154 129V130H153ZM257 129V130H256ZM5 130V131H4ZM87 130V131H86ZM87 134H86V132ZM91 131V132H89ZM231 131V132H230ZM79 132V133H78ZM234 132V133H233ZM79 134V135H78ZM92 134V135H91ZM242 134V135H241ZM0 135V136H1ZM258 135V134H257ZM6 136V137H5ZM11 137L10 138H8ZM81 136H82V139H81ZM243 136V138H242ZM190 139V142L193 140L194 141V136L193 135H190L189 137ZM238 138V139H237ZM262 136H259L258 139L259 142L258 144H261V139ZM192 139V140H191ZM241 139V140H239ZM2 140V141H1ZM192 141V142H193ZM261 141V142H260ZM2 142V143H1ZM240 142V143H239ZM85 145V146H84ZM81 146V147H80ZM259 148V147H258ZM86 150V151H85ZM84 152V153H83ZM86 155H83L85 154ZM7 155V154H6ZM83 157L85 158V160L83 159ZM87 158V160H86ZM7 159V160H6ZM83 160V161H82ZM262 164L264 165V160H262ZM79 165V166H80ZM4 175H3V174ZM2 175V176H1ZM122 177H125V176H122ZM12 189L11 188H6L5 189V192L4 194L3 193H0V197H6L8 198L10 192ZM8 191V192H7ZM99 193L101 192H98L97 195H99ZM7 194V195H6ZM67 196V200L68 202L72 201L74 202L75 201V196H73L72 194H68L66 195ZM11 199V198H10ZM10 199L8 198V205L9 203L11 202ZM103 199L105 200L104 197L101 198V200L99 202H94L92 203L91 206H93L94 209V212L95 214H97V216H103L102 214H104V210L106 208H108V205H107V200L106 201H103ZM71 202V203H72ZM103 202V203H102ZM96 203V204H95ZM98 204V205H97ZM105 205V206H104ZM101 206V207H100ZM103 207V208H102ZM11 210V209H10ZM9 210V211H10ZM3 212V211H2ZM99 212V214H98ZM7 212L3 213L4 215V219H3V215L0 216V242H4L7 241V244L8 243H13L14 241V244H17L18 240V233L19 231L21 230H18V225H15L18 220L16 219V217L13 216V218L11 217H7L6 216ZM69 214V212H68ZM25 216V215H24ZM115 216H116V219H115ZM2 217V218H1ZM9 218V220L7 221V218ZM39 218V219H38ZM37 218V223L38 224H41V217H38ZM118 218V219H117ZM14 219V222L13 220ZM114 219V220H113ZM121 221V227L124 226L123 228V231L124 232H128L131 236H134L135 235V232L133 230H130V228L128 227V221H127V217L125 215H122L121 217L117 216L116 214H113L112 215V221L113 222H116L117 220ZM2 220V221H1ZM5 223H4V221ZM125 221V222H124ZM9 222V223H7ZM11 223V224H10ZM117 223V222H116ZM7 224V225H5ZM13 225V226H12ZM27 225V224H25ZM7 226V227H6ZM27 226H30V225H27ZM13 227V228H11ZM16 229H15V228ZM2 228H6V229H2ZM11 230H10V229ZM8 229V230H7ZM32 228H28L27 230H30ZM26 230V229H25ZM128 230V231H127ZM4 231V232H3ZM10 231V232H9ZM263 230H260V232H257L255 231V234L257 235L258 237V247L255 248L253 250V252L251 254H248L246 253V249L244 248H236L233 252L234 255L230 254V256H227V258H225L224 260L222 259L221 262L222 264H264V235L259 237L260 233H262ZM6 236H8V239L9 241L6 239L4 241L3 238H7ZM13 240V241H12ZM11 241V242H10ZM261 241V242H260ZM260 242V243H259ZM263 247V248H262ZM1 248V251H3L2 247L0 246ZM19 248V251L22 252V248H20V246L18 247ZM247 248V247H246ZM23 253V252H22ZM242 254V255H241ZM240 255V256H239ZM259 257V258H258ZM118 260V259H117ZM120 263L119 261L116 262V264ZM144 264L143 262H139L135 259H130L129 261H124L123 264Z\"/></svg>",
  "mask_w": 264,
  "mask_h": 264
}]
</instances>
